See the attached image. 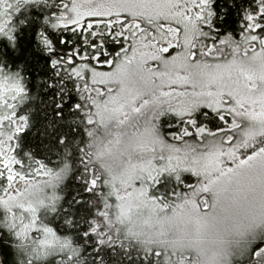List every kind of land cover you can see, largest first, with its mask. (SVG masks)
<instances>
[{"label":"snow or ice","instance_id":"snow-or-ice-1","mask_svg":"<svg viewBox=\"0 0 264 264\" xmlns=\"http://www.w3.org/2000/svg\"><path fill=\"white\" fill-rule=\"evenodd\" d=\"M5 233L0 264H264V0H0Z\"/></svg>","mask_w":264,"mask_h":264},{"label":"trees","instance_id":"trees-1","mask_svg":"<svg viewBox=\"0 0 264 264\" xmlns=\"http://www.w3.org/2000/svg\"><path fill=\"white\" fill-rule=\"evenodd\" d=\"M11 2H14V0H10ZM30 11L29 8H25L22 10L21 14L25 15ZM33 12V14H35L36 10L32 9L31 10ZM222 27V29H234V30H238L239 29V19L238 16L236 15L235 12H233L227 19V22L225 24L220 25ZM30 39L27 33H25L23 35V37L21 38V53H20V59L21 60H25L27 57V53L29 50V46H30ZM35 60L33 59L30 67L33 69V71L35 70ZM210 127L212 125H209ZM43 129L40 128V125H37L36 127H33L28 135L25 138V146H31L33 148L36 149L37 152V156L38 158H49L51 160H55V156L50 155L47 151V149H45L43 147V145L45 143H47V140L42 138L41 136V131ZM76 184L73 182L69 185L68 191L75 194V190H76ZM41 216H44V213L41 212ZM49 219L52 222V226H54L57 230H59L61 228V221H59L58 219L49 217ZM13 241L11 240V237L7 235V233H5L4 235L0 236V249H2L3 251H5L6 253H9V261H11V255L10 252L12 251L10 249V244Z\"/></svg>","mask_w":264,"mask_h":264},{"label":"rangeland","instance_id":"rangeland-1","mask_svg":"<svg viewBox=\"0 0 264 264\" xmlns=\"http://www.w3.org/2000/svg\"><path fill=\"white\" fill-rule=\"evenodd\" d=\"M9 2H11V1L9 0Z\"/></svg>","mask_w":264,"mask_h":264}]
</instances>
